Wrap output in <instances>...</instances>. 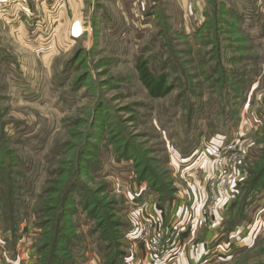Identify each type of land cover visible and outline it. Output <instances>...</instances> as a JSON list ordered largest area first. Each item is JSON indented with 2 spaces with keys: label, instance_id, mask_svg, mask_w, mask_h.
Returning <instances> with one entry per match:
<instances>
[{
  "label": "rangeland",
  "instance_id": "rangeland-1",
  "mask_svg": "<svg viewBox=\"0 0 264 264\" xmlns=\"http://www.w3.org/2000/svg\"><path fill=\"white\" fill-rule=\"evenodd\" d=\"M70 2L90 27L83 35L72 39L69 28L63 30L45 53L0 49V264L11 256L19 264H54L52 225L62 228L61 196L71 182L108 206L104 218L123 222L120 263L137 264L135 258L148 254L145 244L127 234L147 228L140 214H131L129 194L142 186L136 180L144 162L170 182L174 197L187 188L192 199L184 207L173 264L189 261L184 257L199 243L211 256L207 264L263 260L264 177L244 193L264 172V0ZM139 61L153 75L166 76L168 94H148L138 77ZM221 136L236 137L235 169L225 186L215 183L219 202L214 200L210 217L203 211L216 160L206 159L210 174L202 171L198 150ZM179 157L199 163L193 178L176 166ZM84 161L93 166L86 174ZM144 190L147 207L155 199L161 204L154 193L150 202L147 185ZM76 209L62 219L77 244L75 264H105V239L98 240L94 219ZM231 220L238 224L229 231ZM12 221L14 253L2 240L3 227ZM168 226L158 221L148 229ZM214 235L216 249L208 252ZM223 249L222 257L213 255Z\"/></svg>",
  "mask_w": 264,
  "mask_h": 264
},
{
  "label": "trees",
  "instance_id": "trees-1",
  "mask_svg": "<svg viewBox=\"0 0 264 264\" xmlns=\"http://www.w3.org/2000/svg\"><path fill=\"white\" fill-rule=\"evenodd\" d=\"M138 77L141 82V84L145 87L148 94L152 97H163L166 94H168L171 90L170 85H167L166 83V76L163 74L161 75H153L150 71L147 63L145 61H139L136 65ZM126 158V157H125ZM82 164V163H81ZM82 169V172L86 174V168H92L93 166L89 164V166L85 163L83 166H80ZM138 167V166H137ZM264 171V170H263ZM83 173V174H84ZM162 176V174H161ZM161 176L154 172L152 167H149L146 162H144L139 170L137 183L145 184L150 188L152 192L158 195L160 203L162 205L171 204L172 200L174 199V196L171 192L174 193V188L170 186V182L168 180H165L161 178ZM263 174H260L258 176H255L253 180L251 181V188L248 190V193H252L256 189V183L263 179ZM61 205H60V211L58 212V221H61L62 228L56 227L55 225H52V230L54 233V238L52 239L51 249L53 251V260L55 261L54 264H75V256H74V246L77 245L75 242L72 241V238H68V234L63 228H65L64 221H62L63 217L67 215L68 217L73 213H77L78 209L81 208L82 211H84L87 215V218L91 220L94 219V223H96L93 226V230L100 231L98 232V240L105 239V245L103 246V249L100 250L102 253L103 261L105 260V264H121V259L125 257V253L121 251L120 247L118 245L120 240V233L122 230L123 222L121 220H110L104 218L106 211L107 213V207L104 204H100L95 201V198L93 194L87 190L86 188L82 187L79 183L71 182L67 188L64 190V194L61 196ZM246 201L243 202L242 210H245V206L247 203ZM113 211L109 210V214H111ZM104 213V214H103ZM243 215V214H242ZM68 223V222H67ZM238 224V220H231V223L229 222L228 230L231 231L233 226ZM15 222L12 221L9 227H3L5 232L2 230L4 242H8V245H10L9 250L11 253L15 252V245H16V229L14 228ZM126 226V225H125ZM124 226V227H125ZM6 228V229H5ZM96 228V229H94ZM128 229V228H127ZM108 231L112 237L108 238L104 234ZM137 232H134V238L136 236ZM7 244V243H6ZM65 247V248H64ZM7 248V251H9ZM39 253L42 256V249L39 247ZM63 253V254H62ZM11 256V254H10ZM118 258V259H117ZM11 260V261H10ZM10 262L12 264H19V260L17 258L11 256ZM40 262L43 261V257L39 259ZM44 262V261H43ZM52 262L50 259L43 264H51ZM254 264H264V259L260 260L257 263Z\"/></svg>",
  "mask_w": 264,
  "mask_h": 264
},
{
  "label": "crops",
  "instance_id": "crops-1",
  "mask_svg": "<svg viewBox=\"0 0 264 264\" xmlns=\"http://www.w3.org/2000/svg\"><path fill=\"white\" fill-rule=\"evenodd\" d=\"M27 2V8L30 10L32 14L31 17H25L23 16V19L18 20L14 16H6L3 14H0V49L1 48H27L30 51L35 53H45L46 50H39V48H46L47 45L43 40V30L48 25H54L56 27L57 35L61 34L63 30H67L69 28V24L71 20L75 17L80 16L78 12H76V8L71 5L70 0L65 1L64 5L56 9L55 11L51 10L50 7V0L46 3V5H43L39 7L38 10L35 9L33 0H25ZM65 6H69V8H63ZM72 6V8L70 7ZM63 10V11H62ZM69 10V11H68ZM62 12V13H61ZM62 15V16H61ZM40 17L41 21L39 24L35 22L37 17ZM51 18L55 19L52 20ZM18 44V45H16ZM4 52V49H2ZM38 51V52H36ZM223 137L219 139H215L212 141V143L219 142L222 140ZM219 140V141H218ZM178 164L176 166L180 168L184 172V176L188 175V173H191V177L193 178V175H196L198 173V162H192L191 159H186L183 157H179V160H177ZM204 162L200 163V167L202 168V171H207L208 174H210V171L212 167L208 164V161L203 160ZM205 170H204V169ZM181 172V171H180ZM176 175H179V173ZM146 185L143 184L142 186H138L133 188L129 196L133 198V200L130 202V209L135 212H131V214H134L139 217V214L142 218H144V215H151L153 218H156L157 222L159 221L163 225H169L170 223L174 224L176 223L178 226L183 227L185 224V211L184 207H186L188 204H190L192 199L187 196L188 189L184 188L180 194H176V197L172 200L169 208L167 206L157 203L156 199L155 202L152 203L151 194L154 192H151L148 190V198L151 200L150 202L151 207H147V203L144 201V198L146 194L144 195V192ZM179 192V191H178ZM155 194V193H154ZM142 196V197H141ZM154 197V196H153ZM149 203V202H148ZM153 205V206H152ZM190 207V206H189ZM167 209H169V214L167 212ZM223 217V216H222ZM223 219V218H222ZM185 228H183L184 230ZM131 230L128 232L127 235L131 236ZM216 237L213 236V240L209 245H214V242L217 241L214 240ZM214 241V242H213ZM199 243V242H198ZM202 244H198L195 247V251L191 250L187 252V256L184 257V259H189L185 262V264H207L209 263V260L211 259L210 255H206L207 252L204 251ZM208 245V246H209ZM211 250V249H210ZM208 252H211V251ZM204 255V256H203ZM182 257V256H181ZM133 261V257H131ZM137 264H152L148 256L145 255V257H141V259H134ZM181 260H179L180 264Z\"/></svg>",
  "mask_w": 264,
  "mask_h": 264
},
{
  "label": "built area",
  "instance_id": "built-area-1",
  "mask_svg": "<svg viewBox=\"0 0 264 264\" xmlns=\"http://www.w3.org/2000/svg\"><path fill=\"white\" fill-rule=\"evenodd\" d=\"M48 1L49 0H33L35 9L38 10L39 7L46 5ZM50 2H51L50 4L51 10L55 11L56 9H59L64 5L65 0H50ZM0 14L6 16H14L18 20H20L23 16L32 18V14L30 10L27 8V2L25 0H0ZM52 20L55 19L52 18ZM40 21L41 19L38 16L35 22L39 24ZM87 28L88 26L85 25L84 19L82 17H75L71 20L69 24V30L67 33L70 38L76 39L90 29V27L88 29ZM57 32L58 31L56 30V27L54 25L50 24L47 27H45L42 34L43 36L42 41L46 43L45 45H47V47L39 48V50H46L48 48H52L51 42L52 41L54 42L55 39H57L56 38ZM235 141H236V137L234 136L230 140L228 139L220 140L219 142L216 143L208 144L205 142L202 144L203 145L202 148L198 150L199 151L198 154L201 156V159L208 160L210 158L216 160V162L214 163H216L215 166L217 167V169H214V171L211 172L210 174L212 176L208 177V179H212V178L214 179L210 182L211 186H210L209 200L207 202L205 210L203 211L205 214L209 215L210 217L212 216V211L215 208L214 200L219 202L218 200L219 195L216 194L217 192H215L214 194V190L216 189L215 183L223 182L221 183V185L225 186L224 179H226L228 175L231 174L235 169L234 168L235 156L233 153V151L235 150ZM230 192H234V191L229 190V194ZM143 223L144 226H146L147 228L145 232L139 231L136 228H131L132 234L130 237H132V239L137 238L139 243L145 244V249L146 252L148 253L147 254L148 259L152 264H156L159 261H165L166 262L165 264H173L174 262L169 259L173 257L175 258L174 255L175 250H177L178 248L177 247L178 235L181 232V230H183L184 227L180 228V226H178L176 222L175 224L171 223L166 229L157 228L152 233H150L148 228L153 227V225L156 226L157 220L156 218H153L151 215L148 214L144 216ZM134 232H137L135 238H134ZM233 233L235 234H232V236L237 238L236 237L237 232L233 231ZM237 234L239 235V233ZM238 241H240V239L237 240V242ZM221 244L225 245L223 243ZM226 247L227 245H225V249ZM214 248L215 246H213L210 251H213ZM228 249H230V246L227 248V250ZM168 251L169 254L165 255L167 256L165 258L163 254L167 253ZM215 251H217L216 253L213 254L215 256L220 255L219 257H222L225 254L224 249L223 251L220 250H215ZM2 264H12V263L6 257Z\"/></svg>",
  "mask_w": 264,
  "mask_h": 264
}]
</instances>
